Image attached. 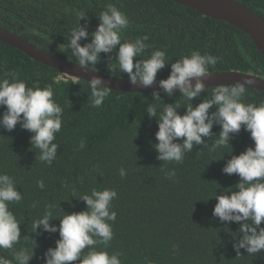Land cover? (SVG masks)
I'll use <instances>...</instances> for the list:
<instances>
[{"label":"trees","instance_id":"obj_1","mask_svg":"<svg viewBox=\"0 0 264 264\" xmlns=\"http://www.w3.org/2000/svg\"><path fill=\"white\" fill-rule=\"evenodd\" d=\"M239 1L264 17V0ZM109 4L130 20L121 34L122 42L148 36L145 43L149 47L134 62L149 58L155 50L165 51L168 62L199 50L219 57L208 71L235 69L264 77V55L247 33L174 0H0V25L44 50L78 61L68 44L79 16L86 15L91 34L99 24L97 16ZM80 24L85 26V21L81 19ZM89 42L91 35L80 41L82 46ZM89 66L128 77L119 70L115 52L101 53L99 62ZM170 70V64L165 65L157 78H167ZM9 72H15L28 87L51 85L53 99L63 108L62 128L53 141L58 150L51 165L39 160V150L30 143L33 133L19 124L12 131L0 129V174L12 177L23 196L9 205L21 223V241L14 248H31L34 239L38 245L29 264H44V252L59 239L58 232L37 229L39 234L33 233V222L49 204L55 205L54 217L86 210V203L77 197L90 194L93 188L117 192L112 201L116 220L109 222L114 235L106 250L122 253L121 264H264V251L249 255L241 249L242 256L236 257L233 236L239 238V223L222 222L212 214L215 194L240 180L222 169L231 155L254 145L249 132L242 128L233 134L230 145L212 151L220 131L214 124L212 136L206 138L207 148L194 145L181 163L161 161L154 148L157 120L146 109L154 104L159 116L164 103L176 102L181 106L178 112L184 114L189 101L179 91L172 97L161 93L157 100L152 93L112 89L100 107H93L87 81L72 79L0 41V79ZM212 88L194 98L193 106L204 96L210 97ZM244 102L258 105L264 102V92L246 86ZM4 110L0 107V115ZM209 111H215V106ZM121 168L126 172L123 177ZM172 171L175 176L170 177ZM40 180L42 189L37 185ZM50 223L59 225L60 221ZM0 255L12 259V250L0 249Z\"/></svg>","mask_w":264,"mask_h":264},{"label":"clouds","instance_id":"obj_2","mask_svg":"<svg viewBox=\"0 0 264 264\" xmlns=\"http://www.w3.org/2000/svg\"><path fill=\"white\" fill-rule=\"evenodd\" d=\"M97 17L99 24L91 34L86 28V15L79 16L78 27L71 31L68 47L79 66L88 69L89 65L99 62L101 53L115 52L119 70L127 74L129 83L149 88L156 82L158 72L170 64V74L166 79L159 80V89L168 97L178 90L180 96L189 101L184 106V114L178 112L181 106L176 102L164 103L159 116L154 104L147 107L148 116L155 117L158 124L155 133L158 143L154 144L157 159L181 163L194 145L204 144L207 148L206 138L212 136L214 124L220 126V131L211 146L212 151L230 145L233 134L239 133L242 128L250 133L254 145L239 155H231L222 169L227 175H238L240 180L215 194L217 203L212 214L222 222L239 223V238L233 236L236 257L242 256L241 249L249 255L264 251V227H261L264 222V102L258 105L244 102L246 86L252 81L215 86L210 97L204 96L202 102L193 106V99L200 98L207 90L202 78L209 75V66H215L219 57L194 50L175 62H168L165 51L155 50L149 58L134 62V58L141 57L149 47L145 43L148 36L122 42L121 34L129 27L130 20L113 4L107 5ZM81 19L85 21V26H81ZM89 35L91 42L82 46L80 41L87 40ZM87 82L92 106L100 107L112 88L97 75H92ZM53 96L51 85L28 87L15 72L5 73V78L0 79V107L5 108L0 115V129L12 131L19 124L22 129L33 133L30 143L39 150V160L49 165L56 158L58 145L53 141L62 128L63 117V108ZM152 98L161 99V92L154 90ZM213 106L215 111L210 112ZM80 147H84L83 141ZM120 175H126L123 168ZM169 176H175V172H170ZM37 185L44 188L42 180L37 181ZM73 196L77 197L75 193ZM116 196L114 189L93 188L90 194L77 197L86 203V210L64 212L60 217H54L52 209L55 205L49 204L43 215L32 224L33 233H37V229L59 233L56 246L49 247L43 254L44 264H71L75 261L79 264H121L119 257L122 253L109 254L106 250L114 235L109 222L116 220L117 213L112 210V201ZM22 199L14 179L8 174H0V249L12 250V259L0 255V264H29L35 256L34 250L38 245L34 238L33 247L14 248L21 241V223L9 205ZM32 207L35 208L36 204L33 203ZM57 218L59 225L50 223ZM100 245L103 248H99Z\"/></svg>","mask_w":264,"mask_h":264},{"label":"water","instance_id":"obj_3","mask_svg":"<svg viewBox=\"0 0 264 264\" xmlns=\"http://www.w3.org/2000/svg\"><path fill=\"white\" fill-rule=\"evenodd\" d=\"M183 5L198 10L205 16L218 19L233 25L249 35L255 43L257 49L264 55V17L252 10L239 0H174ZM0 41L7 43L24 53L34 60H37L62 74L78 80H89L92 75H97L105 81L113 90L123 92L152 93L159 90V80L157 78L152 87L143 88L139 85L129 83L128 77H116L106 72L99 71L89 66L88 69L78 65V61L62 57L50 51L44 50L33 44L31 41L0 25ZM209 75L203 77L206 88L218 85H233L237 82L251 80L252 83L247 87L264 92V77L251 72L241 70L208 71ZM178 91V90H177Z\"/></svg>","mask_w":264,"mask_h":264}]
</instances>
